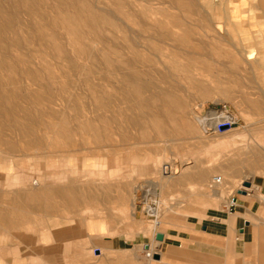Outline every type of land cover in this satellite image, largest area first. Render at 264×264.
I'll return each instance as SVG.
<instances>
[{
	"label": "rangeland",
	"instance_id": "rangeland-1",
	"mask_svg": "<svg viewBox=\"0 0 264 264\" xmlns=\"http://www.w3.org/2000/svg\"><path fill=\"white\" fill-rule=\"evenodd\" d=\"M178 2L0 0V209L30 219L0 229V264H149L144 244L155 221L175 227L201 217L244 180L264 176V12L254 8L258 0ZM62 16L75 17L72 28ZM213 22L226 39L207 28ZM135 72L141 94L120 78ZM101 97L114 104L110 113L97 107ZM174 104L183 110L173 112ZM226 108L233 128L207 131L209 115ZM188 167L209 172L208 185L221 177L225 183L211 188L223 198H189V184L175 180ZM46 187L55 188V209L37 212L28 194L45 195ZM69 188L71 211L60 204ZM155 188L165 190L158 196ZM170 198L184 202L166 211ZM148 201L161 205L159 220L146 213ZM45 214L55 237L42 245ZM91 220L104 233L87 232ZM118 237L126 252L110 247Z\"/></svg>",
	"mask_w": 264,
	"mask_h": 264
},
{
	"label": "crops",
	"instance_id": "crops-1",
	"mask_svg": "<svg viewBox=\"0 0 264 264\" xmlns=\"http://www.w3.org/2000/svg\"><path fill=\"white\" fill-rule=\"evenodd\" d=\"M186 171L187 173L180 175L175 180L176 182L189 184V198L195 199V201L200 198L218 200L223 198L219 189L211 188L214 186L220 187V185L214 182L217 177H213L212 185H208L209 172L205 175L200 174L192 167H188ZM170 176H164V178L167 180L169 178L170 180ZM246 181L252 183V188L244 189L241 184L240 190L236 192L238 206L233 212H229L226 209L225 205L227 201H225V203L222 202L221 206H219L220 204L216 206L218 207L216 209L206 210L201 217L192 216L185 223L176 225L175 227L168 226L166 223L161 224V221H155L154 228L157 229L164 226L165 230L157 231L154 229L152 241L144 244L145 250L146 246H150V249L147 251L159 254L160 256L159 260L154 258L149 264H264V176L257 175L251 180H244V182ZM224 183L225 181L222 180L221 186ZM193 188H196L195 194L192 191ZM164 190L162 188H155V193L159 196ZM257 190H260L263 194ZM240 191H246V194H239ZM28 198L35 202L34 210H37V212L42 213L45 210L51 212L55 209V188L53 187H46L45 195L32 191L28 194ZM171 198L166 199L162 203L164 206L170 204V208H165L166 211H172L174 207L184 202L180 198H176L174 203H170ZM229 199L230 196L228 197ZM135 202V198H132V207ZM125 203L126 201L123 200L122 204ZM147 203L149 207L153 208L155 215L149 213V211H146V213L159 220L161 205L156 201H148ZM14 205L21 207L19 202L18 205L16 203ZM190 205L191 203L189 202L185 206L184 211L187 212L191 207ZM13 210L6 211L0 209V229L5 231H8V229H19L30 222L27 213L25 215L19 209L17 211ZM22 215H25V217L23 218ZM133 215L139 218L134 212ZM184 217H186V214ZM38 220L41 225L37 227V242L43 245L47 243L45 240L54 239V234L52 233L54 226L49 223L53 221V218H48V214H45V216H41ZM64 223L63 220L59 222L62 225ZM102 224H96L93 220L87 222V232L90 234L97 231L104 233L106 228ZM166 227H169V229H166ZM158 233L164 234V242L159 243L156 241L155 238ZM109 241L111 242L110 247L113 250L127 251L123 249V246L128 245V243L121 237L111 238Z\"/></svg>",
	"mask_w": 264,
	"mask_h": 264
},
{
	"label": "bare ground",
	"instance_id": "bare-ground-1",
	"mask_svg": "<svg viewBox=\"0 0 264 264\" xmlns=\"http://www.w3.org/2000/svg\"><path fill=\"white\" fill-rule=\"evenodd\" d=\"M179 2L178 3H176L180 8H183L186 4L183 2V0H178ZM30 2V1H29ZM26 3L27 4H29L28 3V1H26ZM175 4V3H174ZM23 5V4H22ZM30 5V4H29ZM33 5H31V7H32ZM25 7V6H24ZM28 7V6H27ZM30 7V8H31ZM254 8H256V9H259V10H263V12H264V0H258V2H257V4H255V6H254ZM36 9V8H35ZM29 10V9H28ZM31 10V13H33V14H35L36 12H35V10H34V8L33 9H30ZM37 11V10H36ZM63 13V12H62ZM83 15H84V17H85V14H84V12H81ZM72 14V13H71ZM92 14H96V12H93L92 11ZM65 15V14H64ZM72 16H73V14H72ZM91 16V15H90ZM63 17V16H62ZM64 18V17H63ZM91 18H93V23L95 24L96 22H97V19H96V17H95V15H93V16H91ZM75 19V17L71 20V19H69V18H64V21L65 22H67V23H69V27H71L72 28V23H73V20ZM216 23L215 22H213V23H210L208 26H207V28L209 29V30H211L212 32H214L215 33V35H220L221 37H223V39L225 38L226 39V37L224 36V33H219L218 32V26L219 25H215ZM5 27H7V25H8V27H10L9 29H13V31L15 30V28H14V25L11 23V22H6L5 24ZM174 28L175 27H177V26H173ZM94 28H99L98 27V25L97 26H95L94 25ZM160 28H162V26H160ZM179 28V27H178ZM95 30V29H94ZM187 35V34H186ZM186 35H184V36H186ZM42 36L43 37H46V36H44V34H42ZM49 38H51V41L53 42V44L55 45V46H58L59 47V50L61 51V46H60V44L57 42V40H56V38L54 37V35L53 34H49V35H47ZM187 37V36H186ZM183 38V37H182ZM43 40V39H42ZM184 40H186V39H184ZM258 43V42H257ZM13 44V43H12ZM257 45V44H256ZM14 46H15V44H14ZM88 48V47H87ZM254 50H256V48L254 49ZM240 51V50H239ZM238 51V52H239ZM240 52H242V51H240ZM106 58V57H105ZM132 68V67H131ZM110 75V77H114V74H109ZM118 75V74H117ZM120 76V75H119ZM124 82H127V83H130V84H132V87H134V89H133V92H136V93H138V94H141L144 90H145V88H144V86L143 85H141V81H140V78L138 77V74L135 72V73H132V74H128V75H124V76H121L120 77ZM103 80H107L108 81V78L105 76L104 77V79ZM114 81V80H113ZM108 87V86H107ZM132 90V89H131ZM162 92V91H161ZM164 92V91H163ZM228 94V93H227ZM230 94V93H229ZM162 95V94H161ZM164 96H168V94H163ZM154 97V96H153ZM162 97V96H161ZM164 99V98H163ZM110 99H105V98H103V97H101V99H98L97 98V101H96V103H97V107L99 108V109H101V110H105L106 112H111V109H113V107H114V104H111L110 102ZM160 101V100H159ZM157 104V103H156ZM153 106V105H152ZM156 106V105H155ZM154 107V106H153ZM174 108L172 109V111L173 112H177L178 110H183V106L182 105H180V104H174V106H173ZM115 108V107H114ZM204 108V107H203ZM97 111H98V109H97ZM171 111V112H172ZM105 112V113H106ZM202 112V111H201ZM222 112V111H221ZM91 113H93V112H91ZM117 113V112H116ZM115 113V114H116ZM179 113V112H178ZM187 113V112H186ZM210 113V112H209ZM151 114V113H150ZM182 114V113H181ZM217 114L218 113H213V114H210L209 116H211L210 117V119L212 120L211 122H212V124H210V122H209V119H206L207 120V125H209L210 127H215L216 125H217V123H220V122H222V118H224V117H230V116H232L233 117V119L234 120H236L234 117V115H231L230 113H229V111L227 110V108L225 109V111H224V113H221L220 114V116L219 117H217ZM102 115V114H101ZM108 115H110V114H108ZM111 115H113V114H111ZM149 115V114H148ZM152 115V114H151ZM106 116V115H105ZM154 116H155V114H154ZM104 117V116H103ZM109 117V116H108ZM187 117V116H186ZM185 117V118H186ZM105 118V117H104ZM158 118V117H157ZM110 118H108V120H109ZM156 119V118H155ZM160 119V118H159ZM214 121H216V124L214 125L213 124V122ZM63 122H65V124L66 125H68V122L66 123V117H64V120H63ZM106 123V122H105ZM160 123H162V122H160ZM89 124V127H91V129H95L96 127L93 125V124H91V123H89V122H87L85 125L87 126ZM159 126V125H158ZM163 126V125H162ZM162 126L161 127H159V128H162ZM85 128V127H84ZM52 129V128H51ZM68 129V126H67V128H66V130ZM213 129H215V128H213ZM53 130V129H52ZM161 131V130H160ZM54 132V131H53ZM67 135H68V137H67V139H69V142L71 143V144H73V142L71 141V135H70V131H67ZM215 134H217V132H215ZM169 167V166H168ZM166 167H164L163 168V173H164V176H169L170 174H171V169H170V167H169V169H170V171L168 172V173H166L165 172V169ZM167 174H169V175H167ZM217 178H219V177H217ZM216 178V179H217ZM215 179V180H216ZM223 180V179H222ZM215 184H217V185H221L222 184V182L221 183H216L215 182ZM215 189V188H214ZM157 191V190H156ZM212 191V190H211ZM212 194H213V192H212ZM60 204H61V206H64V208L65 209H67V210H69V211H71L72 210V208L73 207H76V205H75V201H76V193L75 192H73V190L72 189H68V190H66V191H64L62 194L60 193ZM144 195V194H143ZM148 195V194H147ZM135 201H136V199H135ZM134 202V201H133ZM154 205V204H153ZM227 205H228V203H227ZM55 206H56V204H55ZM148 206V205H147ZM158 206V205H157ZM155 207V206H154ZM34 208V207H33ZM39 209V208H38ZM39 211V210H38ZM146 211L148 212L149 211V213H152V214H154L155 215V211L153 210V208L152 207H146ZM25 215H26V213H25ZM25 215L23 216V218L25 217ZM7 217H8V214H7ZM47 217V216H46ZM1 219H3V217H1ZM54 237H55V235H54ZM147 252H150V251H147ZM155 254V253H154ZM154 258H152V259H150V260H153ZM95 264H100V263H98V262H96Z\"/></svg>",
	"mask_w": 264,
	"mask_h": 264
},
{
	"label": "built area",
	"instance_id": "built-area-1",
	"mask_svg": "<svg viewBox=\"0 0 264 264\" xmlns=\"http://www.w3.org/2000/svg\"><path fill=\"white\" fill-rule=\"evenodd\" d=\"M221 113H224V111L218 112L217 117H219ZM212 120L209 119L210 124H212V122H211ZM221 120H222V122L217 123V125L215 127H209L207 131H209L212 134H215V132L222 133V132H224V131L221 130V128L223 126H229V130H230L236 124V120H234L232 116H230L229 118L228 117H224ZM213 124L215 125L216 121H214ZM213 128H215V129H213ZM214 182L219 184V183L222 182V178L219 177ZM227 203H228V205L227 204L225 205L226 209L229 212H233L236 209V207L238 206V198H237L236 193H233V194L230 195V199L228 200ZM154 256H155V254L153 252H146V257L147 258L152 259V258H154Z\"/></svg>",
	"mask_w": 264,
	"mask_h": 264
},
{
	"label": "water",
	"instance_id": "water-1",
	"mask_svg": "<svg viewBox=\"0 0 264 264\" xmlns=\"http://www.w3.org/2000/svg\"><path fill=\"white\" fill-rule=\"evenodd\" d=\"M221 130H222V131H227V130H229V126H223V127L221 128ZM165 167H166V168H165V169H166L165 172L168 173V172L170 171V169H169L168 166H165ZM167 175H169V174H167ZM243 188H244V189H250V188H252V183L249 182V181L244 182V184H243ZM239 194H246V191H240ZM155 239H156L157 242L162 243V242H164V240H165V236H164V234L158 233V234L156 235V238H155ZM149 249H150V246H146V250H149ZM154 258H155L156 260H159V259H160L159 254H155Z\"/></svg>",
	"mask_w": 264,
	"mask_h": 264
}]
</instances>
